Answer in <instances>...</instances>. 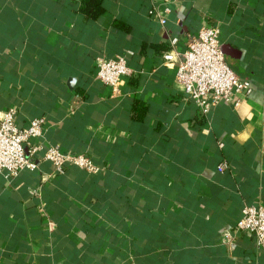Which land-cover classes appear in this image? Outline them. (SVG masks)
Masks as SVG:
<instances>
[{"label":"crops","instance_id":"obj_1","mask_svg":"<svg viewBox=\"0 0 264 264\" xmlns=\"http://www.w3.org/2000/svg\"><path fill=\"white\" fill-rule=\"evenodd\" d=\"M100 2L93 19L83 0H0V114L45 117L44 147L103 167L0 173V264H264L234 231L244 205L264 206V0ZM202 24L219 26L227 64L252 84L206 116L162 57ZM117 55L133 72L115 91L95 76Z\"/></svg>","mask_w":264,"mask_h":264},{"label":"built area","instance_id":"obj_2","mask_svg":"<svg viewBox=\"0 0 264 264\" xmlns=\"http://www.w3.org/2000/svg\"><path fill=\"white\" fill-rule=\"evenodd\" d=\"M166 11L151 8L148 13L158 17L164 25ZM219 37L218 25L202 24L195 36L186 38L182 52L176 49L178 37H173L169 40L168 50L162 54L164 61L176 66L175 82L183 97L193 101L205 116L211 107L220 102H230L233 95H249L252 91L251 81L239 77L227 64ZM96 65V79L115 91L121 78L133 72L122 55L98 58ZM16 114L15 107L0 114V173L4 177L16 178L22 172H36L40 162L50 163L51 176L61 175L69 167L92 174L102 171L103 167L84 153L64 152L58 144L44 147L41 139L45 133V117L33 118L27 126L19 127ZM227 167V163L222 161L217 170L222 172ZM38 207L42 213V206ZM234 231L253 235L257 247L264 254V206L244 205ZM229 236L230 232L226 231L224 237Z\"/></svg>","mask_w":264,"mask_h":264},{"label":"trees","instance_id":"obj_3","mask_svg":"<svg viewBox=\"0 0 264 264\" xmlns=\"http://www.w3.org/2000/svg\"><path fill=\"white\" fill-rule=\"evenodd\" d=\"M81 10L83 13H85L88 16H91L93 19H96L103 11L100 0H83ZM115 25L117 26V23H115ZM123 27L126 30L130 29V26H123ZM134 111H135L134 116L142 119L145 113V108L141 103H138L137 105L134 106Z\"/></svg>","mask_w":264,"mask_h":264},{"label":"water","instance_id":"obj_4","mask_svg":"<svg viewBox=\"0 0 264 264\" xmlns=\"http://www.w3.org/2000/svg\"><path fill=\"white\" fill-rule=\"evenodd\" d=\"M223 53H227V52L225 51V49H223Z\"/></svg>","mask_w":264,"mask_h":264}]
</instances>
